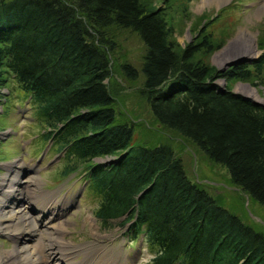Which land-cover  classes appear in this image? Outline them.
<instances>
[{
    "label": "trees",
    "instance_id": "trees-1",
    "mask_svg": "<svg viewBox=\"0 0 264 264\" xmlns=\"http://www.w3.org/2000/svg\"><path fill=\"white\" fill-rule=\"evenodd\" d=\"M113 27L135 31L145 45L138 92L155 121L264 206V106L214 82L261 76L264 54L215 73L192 61L210 45L180 47L165 14L140 0H0V87L9 75L28 93L41 139L64 152L61 175L85 170L100 199L95 218L102 227L130 223L132 238L143 233L154 252L149 264H264V235L193 184L170 145H130L134 128L116 121L107 81L115 66L126 80L138 74L112 55ZM99 156L116 158L104 166L93 162Z\"/></svg>",
    "mask_w": 264,
    "mask_h": 264
},
{
    "label": "rangeland",
    "instance_id": "rangeland-1",
    "mask_svg": "<svg viewBox=\"0 0 264 264\" xmlns=\"http://www.w3.org/2000/svg\"><path fill=\"white\" fill-rule=\"evenodd\" d=\"M140 2L147 10L160 9L165 14L175 43L180 47L202 42L210 45L208 49L203 46L198 50L192 61L207 66L215 73L227 72L239 64L250 67L264 54V0ZM107 33L114 45L112 55L119 61L129 62L138 74L135 80H126L115 66L107 81L115 100L116 121L134 128L130 145H170L193 184L204 189L219 206L237 216L245 225L264 235V206L252 202L240 187L231 183L227 170L208 159L194 143L174 130L159 125L153 118L146 100L138 92L143 86L141 65L146 50L138 34L129 28L114 27L108 29ZM254 74L250 80L219 77L214 82L218 90L229 89L264 106V65L262 78ZM8 77L5 86L0 87V181L3 176H13L14 170L23 171L20 177L22 181L34 177L37 196L52 198L55 204L59 201L63 203L57 210L59 217L55 219L49 214L46 225L65 223L67 230L59 236L65 238L69 245L78 248L91 246V249L96 246L98 254L106 247L103 264H149L154 252L145 243L143 234L132 241L130 229L133 227L130 223L120 229V220H115L102 227L95 218L100 199L88 191L85 170L74 172L67 178L61 175L67 163L64 152L56 151L53 140L44 142L41 139L43 126L39 124L38 106L29 100L28 93L19 87L13 76ZM115 158L99 156L93 158V162L108 166ZM25 205L24 202L22 210L26 209ZM32 214L35 219L42 216L38 211ZM38 228V234L16 243L19 247H27L34 258L44 249L45 230L51 231L41 224ZM14 245V239L0 233V256L10 253ZM117 249L124 255V263L121 262L122 258L111 256V252ZM108 256L109 262L106 260ZM81 259L82 254L75 258L78 261ZM97 259L98 256L93 262Z\"/></svg>",
    "mask_w": 264,
    "mask_h": 264
},
{
    "label": "bare ground",
    "instance_id": "bare-ground-1",
    "mask_svg": "<svg viewBox=\"0 0 264 264\" xmlns=\"http://www.w3.org/2000/svg\"><path fill=\"white\" fill-rule=\"evenodd\" d=\"M22 175L23 171L14 170L13 176H3L0 181V233L10 236L15 242L10 253L0 256V264H48L52 262H56L55 264H103L104 253L99 256L95 250L96 246L94 249H91V246L78 248V246L69 245L65 238L62 239L59 236L67 230L65 223L57 222L55 225H46L49 214L55 219L59 217L57 210L63 203L59 201L55 204L52 198L37 196L36 179L31 177L30 180L22 181L20 179ZM24 202L26 209L22 210ZM34 211L40 212L42 216L35 219L32 216ZM40 224L45 229L49 227L51 231L46 232L45 230V242L42 244L44 249L38 257L34 258L28 253L27 247L24 245L19 247L17 244L27 240V237L34 236L35 233L38 234ZM102 250L107 251L106 247ZM81 254L82 259L75 260ZM96 256L98 259L93 262ZM106 260L109 262V256Z\"/></svg>",
    "mask_w": 264,
    "mask_h": 264
},
{
    "label": "water",
    "instance_id": "water-1",
    "mask_svg": "<svg viewBox=\"0 0 264 264\" xmlns=\"http://www.w3.org/2000/svg\"><path fill=\"white\" fill-rule=\"evenodd\" d=\"M224 89L220 88L219 91H223Z\"/></svg>",
    "mask_w": 264,
    "mask_h": 264
}]
</instances>
